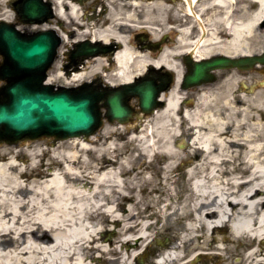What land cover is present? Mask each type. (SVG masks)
<instances>
[{"label": "bare ground", "instance_id": "bare-ground-1", "mask_svg": "<svg viewBox=\"0 0 264 264\" xmlns=\"http://www.w3.org/2000/svg\"><path fill=\"white\" fill-rule=\"evenodd\" d=\"M202 4L211 12L206 26L201 23L206 36L187 39L186 25L179 40L182 49L176 51L192 47L200 57L253 50L251 39L260 32L264 0ZM0 17L7 19L10 12ZM173 51L166 48L152 61L173 68L177 79L162 94L166 104L131 136L136 147L131 153L118 157L111 140L93 150L96 135L69 138L70 144L62 143L50 154L40 147L16 150L14 144H0V264H92L96 257L106 264H154V239L165 235L170 240L159 249L160 264H197L193 256L198 253L217 255L220 264H262L264 103L256 104L253 97L255 105H237L242 102L232 99L231 80L239 73L233 72L222 80L223 91L202 87L192 106L184 105L183 69ZM115 59V68L106 74L115 83L131 80L151 61L126 43ZM102 63L105 59L93 57L85 61V69L67 78L60 72L59 77L69 84ZM55 78L51 74L48 81ZM241 99L253 103L247 93H241ZM216 103H223V109ZM250 109L259 114L250 117ZM183 135H190L187 149L186 142L179 143ZM25 149L28 163L19 159ZM90 150L98 162L87 166ZM182 172L187 174L183 190L178 185ZM142 203L144 209L134 212ZM152 215L155 223L142 219ZM228 225L230 236H224L220 231ZM110 226L113 238H107ZM238 247L243 257L231 261Z\"/></svg>", "mask_w": 264, "mask_h": 264}, {"label": "flooded vegetation", "instance_id": "flooded-vegetation-1", "mask_svg": "<svg viewBox=\"0 0 264 264\" xmlns=\"http://www.w3.org/2000/svg\"><path fill=\"white\" fill-rule=\"evenodd\" d=\"M25 1L6 2L8 9L13 13L10 21L27 34L34 35L45 31L49 40L57 44L49 73L62 71L71 74L85 69V61L90 58L105 59V64L90 68L93 69L92 76L80 83L95 93L106 90L109 85L120 84L109 80L106 74L115 68V55L125 43L136 53L146 55L152 62L161 57L170 45L180 44L181 29L186 25L189 26V32L185 35L187 39L205 37L201 23L206 26V18L211 13L210 8L202 4L203 0H40L37 14L31 18L33 22L25 23L23 16L16 11ZM0 3L3 1L0 0ZM192 9L199 13L198 17L194 16ZM0 10H3L2 4ZM259 25L264 29L262 20ZM260 38L264 40V36ZM191 50L192 47H189L177 55L172 54L173 58L176 56L180 60L184 71L189 68L184 60ZM3 63L0 55V66ZM262 70V67H255L249 71V76L255 83L253 89L262 82L259 79ZM150 71L157 86L166 87L165 75L175 80V73L167 71L164 65H154ZM234 71L242 70L223 69L216 74L218 79H221ZM142 74H146V70L136 75V82L140 81ZM257 89L256 93L260 91ZM167 91L168 89L164 90ZM127 98V102L136 108L130 118L141 119L143 113L138 106L139 97L128 94ZM99 103H102L101 108L105 113L103 103H108L106 98Z\"/></svg>", "mask_w": 264, "mask_h": 264}, {"label": "water", "instance_id": "water-1", "mask_svg": "<svg viewBox=\"0 0 264 264\" xmlns=\"http://www.w3.org/2000/svg\"><path fill=\"white\" fill-rule=\"evenodd\" d=\"M40 1V0H39ZM39 2L26 0L18 11L24 19L35 15ZM55 43L47 34H25L12 23L0 21V53L4 64L0 78L7 83L0 87V139L18 141L55 135L64 138L93 133L102 123L99 100L104 92L95 93L85 87H62L46 83L47 70L54 58ZM190 70L183 75V86L189 87L216 79L214 70L238 67L251 69L264 65V51L256 54L230 55L225 53L194 59L188 57ZM162 88H154L150 80L140 84L127 82L120 89H110L104 105L110 119L127 120L132 107L124 102L123 94L140 96L144 112L164 105L158 100ZM100 95H102L100 97Z\"/></svg>", "mask_w": 264, "mask_h": 264}, {"label": "rangeland", "instance_id": "rangeland-1", "mask_svg": "<svg viewBox=\"0 0 264 264\" xmlns=\"http://www.w3.org/2000/svg\"><path fill=\"white\" fill-rule=\"evenodd\" d=\"M1 1H3V3H0V4H2L3 10H0V15H2L3 13L5 15H7L8 7L6 5V0H1ZM9 11H10V15H11L10 17H12L13 16L12 10H9ZM260 36H264V29H261V31L251 39L252 46H253V52L259 51L264 46V40L262 38H260ZM170 46H171V48L174 47V51H173L174 53H178L179 49H182V44L179 45V46L178 45H170ZM175 46H177L179 48V49H177L178 51H176V47ZM262 72L263 73H261L259 75L260 81H262L264 79V71H262ZM92 73H93V69L87 70L86 75H85L86 78L89 77V76H92ZM237 73H239L238 78H232V80H231V82L233 84V87H232V90H231V95L233 96L232 99L234 101H239V102H242V103H236V104L237 105H248V104H250L251 106H253V105H255V103H254V99L255 98H256L255 99L256 104L264 103V85H263V83L262 82L258 83V85H256V87L253 89V91H249L248 89H245V87L243 86L244 83L250 86L254 82L252 80V77L249 76V72H247V71L246 72L238 71ZM53 74H54V76H56L55 83H62V84L65 83V79L59 77V75H60L59 71L53 72ZM63 75L66 76V78L71 76V74L69 75V74H65V73H63ZM223 79H218L216 82L210 83L209 86L213 87L215 89V91L216 90H222L223 91L224 90V85H223L224 82L222 81ZM80 81L81 80L70 82L67 85H72L74 83L76 84V83H79ZM257 88L260 89V91L258 93H256V91L258 90ZM241 93H247L250 96V98H252V99H253V96H255V98L253 99V103H245V101L241 99ZM184 97H186L187 99H191L190 103H186V102L184 103L185 105H188V106H192V104L194 102V99H196V95L194 94V91L186 93V95ZM232 104H235V103H232ZM216 105L218 106V108H221L220 110H222L223 107H224L223 103H216ZM224 113H225V110H224V112L221 115L223 116ZM248 114L251 117L254 114H259V112L256 111V110H251L250 109L248 111ZM149 116H151V115H148V117H146V118H149ZM145 124H146V122H144V119H143V121L139 123L138 127L134 129V127H132V126L127 128L126 125H128V124H125V125L123 124L122 126H119L116 123H114V124L108 123V125L104 129V132L98 133L96 135L99 139L96 138L93 142H91V141H88V142H91L92 145L95 146V147H93V150H94V149L101 148V147H103L105 145H108L107 141L111 140V141L116 143V146H117L116 151L118 153L117 156L121 157L124 154H127L129 152L131 153L132 151H134L136 149L135 141L131 140V136L133 134L139 133V128L143 127V125H145ZM128 129H130V131H128ZM69 138H72V137L62 138V139H57V140L52 141L51 138L43 137V138H40V139H26L25 141L19 140V141H16V142L2 141V142H0V144H7L8 146H10L9 144H14L12 146L16 150H19V148H25V147L27 148L28 147L30 149H34L33 151H38V147H40V148L46 149L47 152L50 154L51 151L54 150V148H56L58 146H59V148H61L60 144H62V143L70 144V140L71 139H69ZM189 139H190V135H183L182 137H180V141L181 142H179V143H185L186 142V147L185 148L187 149L188 146H189V144H187ZM57 142H59V145H56ZM179 143H178V145L180 146ZM78 148H79V146H78ZM182 148H184V147H182ZM93 150H90V151H88L86 153V158L88 160L87 166L96 165L97 162H98ZM28 152H29V150H27V149H25L22 152H20L19 159L22 162H24V163H28L29 162V155L27 154ZM135 156H136V152H135ZM48 157H49V155L47 156V158ZM139 162H142V159H140ZM131 165L134 166V168H137V167H135L134 163L131 164ZM161 165H162L161 162L158 165L156 164L155 165V167H156L155 169L160 168ZM151 169L154 170V167L151 166ZM186 178H187V174L185 175L183 172L180 173L179 180H178L179 189L183 190L184 189L183 187L186 186ZM145 200H147V198H145ZM145 204L146 203H142L141 205L138 206V208L135 207V209L133 211L136 212L138 209H140V210L144 209ZM161 204H163L162 201H161ZM146 213L148 214L149 211H147ZM142 219L143 220L144 219L148 220V221L153 222V223L156 222V217L153 216V215L150 216V217H146L145 216ZM156 225H159V221L156 223ZM107 229H108V231H110L109 234H107V238H113V237L116 236V235L113 234V232H111L112 231V226H110V228H107ZM152 230H154V227L150 231H152ZM220 233L223 234L224 236H230L229 227L228 226L224 227V229L222 231H220ZM169 240L170 239H169L168 235L163 236L161 241L158 240V238L154 239V244L153 245H154V247H155V249L157 251L155 256H158L159 254H161L159 252V249L161 247L167 246V244L169 243ZM140 249H142V248H137L135 251H138ZM190 252H191V254L189 255V257L192 258V251H190ZM243 252H244L243 248L238 247L233 252V254L230 255V260L231 261H237V259L241 260L242 257H243L242 256ZM97 258H99V257H96L95 261H93L92 264H106V261L104 259H103V261H100V260L98 261ZM193 259H195V262L197 264H220L219 262L222 260L217 255H212L211 257H205V256L199 255V253L198 254H194ZM225 260L228 261V259H225ZM190 264H192V261L190 262ZM262 264H264V261H262Z\"/></svg>", "mask_w": 264, "mask_h": 264}]
</instances>
